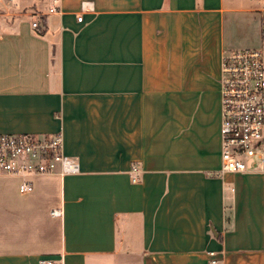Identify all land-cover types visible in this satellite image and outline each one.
I'll list each match as a JSON object with an SVG mask.
<instances>
[{
  "label": "crops",
  "instance_id": "crops-1",
  "mask_svg": "<svg viewBox=\"0 0 264 264\" xmlns=\"http://www.w3.org/2000/svg\"><path fill=\"white\" fill-rule=\"evenodd\" d=\"M263 43L264 0H0V133L79 164L0 176V264H264V171H219L222 53Z\"/></svg>",
  "mask_w": 264,
  "mask_h": 264
},
{
  "label": "built area",
  "instance_id": "built-area-1",
  "mask_svg": "<svg viewBox=\"0 0 264 264\" xmlns=\"http://www.w3.org/2000/svg\"><path fill=\"white\" fill-rule=\"evenodd\" d=\"M55 11V8H50ZM80 21L81 17L78 16ZM40 31L37 20L31 23ZM220 172L264 171V60L256 48L226 50L220 60ZM57 173L60 176L79 173L77 160L64 153L61 131L51 134L0 133V176L19 180L22 193L33 190V179ZM133 182L139 169L129 171ZM50 213L59 216L61 210ZM208 264H218L215 252ZM40 259L39 264H52Z\"/></svg>",
  "mask_w": 264,
  "mask_h": 264
},
{
  "label": "rangeland",
  "instance_id": "rangeland-1",
  "mask_svg": "<svg viewBox=\"0 0 264 264\" xmlns=\"http://www.w3.org/2000/svg\"><path fill=\"white\" fill-rule=\"evenodd\" d=\"M249 41L247 42H241L242 44H245L246 46H250V45H247ZM242 47V48H251V47ZM259 49V48H258ZM261 52H262V55H263V60H264V43H263V46H262V49H259Z\"/></svg>",
  "mask_w": 264,
  "mask_h": 264
}]
</instances>
